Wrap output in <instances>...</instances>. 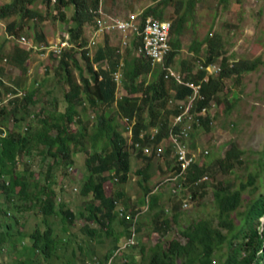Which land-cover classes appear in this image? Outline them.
Listing matches in <instances>:
<instances>
[{
  "label": "rangeland",
  "instance_id": "374dc122",
  "mask_svg": "<svg viewBox=\"0 0 264 264\" xmlns=\"http://www.w3.org/2000/svg\"><path fill=\"white\" fill-rule=\"evenodd\" d=\"M14 0H0V8L6 4L12 3ZM162 0H100V16L103 17H118L125 20L131 14L142 15L144 10L157 6ZM30 12H35V15H25L23 12L13 15L10 18L0 19V65L2 66L1 76L5 83L9 86H14L19 90L28 92L32 88L36 91L32 99V104L27 107L24 122L21 124V132L25 136H33L40 128V121L49 116L56 117L62 114L67 109V103L64 94L68 86L64 83L63 73L58 69L60 58L48 55L47 51L51 53L61 43L69 33V28L72 25V20H64L59 16V11L64 10L67 17L73 13L71 6L61 7L58 0H51V4L47 5L40 0L34 2L31 6H27ZM182 13L185 10L181 11ZM163 19L172 22L176 18L173 5L170 4L162 10ZM15 22V29L10 32L6 26L9 22ZM8 35L14 34L15 39H8L4 30ZM42 34L44 40H38L37 36ZM94 34V29L91 24H86L84 27V36L87 41L88 55L92 56L98 46L105 40L106 35H109V43L117 48L120 52H124L129 48L133 42V36H122L118 33H112L105 29L96 36L97 47H89V41ZM218 35L221 39V57L228 58L229 64H233L240 60H249L258 62V67L251 73L243 74L239 79L236 76L226 78L222 83V91L217 98L211 103L206 115L211 117L210 130L202 127L193 126L190 132V141L193 148L192 154L197 157L199 164H203L207 172V179L205 181L203 197L191 198L189 190L185 185L178 187V193L175 196L173 192L174 185L180 181L174 167L177 165V160L173 153L165 154L164 150L169 145V138H165L164 142L156 148L157 157L153 161V165L149 170L150 178L147 183L141 180L142 175L138 174L139 170H143L146 166V161L143 156H137V151L130 147V138L128 127L119 115H117L116 107L113 105L109 108V114L113 117V125L117 132H120L127 141V149L132 151L131 156V171L128 180L125 183L117 181V178L108 180L105 183V191L108 196L116 195L122 191L124 193L126 202L121 200L118 203L119 207H124L126 212L132 210H144L141 216L136 218V225L139 227L135 233V244L124 250L126 256L125 262L122 255L114 259V264H145L152 251V246L155 243H166L170 238H177L180 242H184L183 237L178 231L191 222H196L198 219L209 220V226L213 230L222 232L225 240H231L232 244L229 246L223 243L215 250L213 261L215 264H224L227 257L232 250L241 245L242 237H233L234 232H228L227 229L219 225V216L216 202L214 200V191L217 188L213 185L221 183L226 185L229 190L234 191L241 186L247 187L248 190L243 194L242 205L236 213L230 215V220L235 223L234 230L238 226V215L243 213L247 204L254 197L264 194V0H194V8L191 10V16L187 17L182 30H180L177 38L172 36V41L176 40L180 44V49L176 57L172 61V69L177 72H187L188 65L193 70H198L208 57L207 39ZM25 37L29 42L36 45V50H33L32 58L28 60L27 73H21L18 66L10 62L6 63L5 59H9V54L15 50V47H20L19 38ZM136 41V40H134ZM127 43L126 48L122 43ZM72 48L73 57L81 68L83 76L87 77L86 63L82 58V49L75 43ZM200 45L198 52H195V46ZM48 50L44 47L49 46ZM138 53V56H136ZM137 60H142V56L138 51L134 52ZM72 61V58L70 59ZM222 59L216 63L219 66ZM70 67L73 74L77 75V69L74 63L70 62ZM216 77L217 75L213 73ZM145 80L149 82L151 77L144 75L138 81ZM12 88V87H11ZM172 94V93H171ZM126 95L122 89L121 84L117 86L116 97L120 98ZM139 96V94L135 95ZM172 98V97H171ZM170 98V99H171ZM174 103V102H173ZM168 103L166 110H173L174 104ZM156 114H161L160 118H164V110L161 108H154ZM77 112H80V107H77ZM107 111V108L90 109L86 108L85 115L79 119L82 127H85L88 134L94 131L95 117L101 111ZM23 112L20 113L22 115ZM5 119L6 121H3ZM12 115L9 118L1 117L4 127L10 128L12 124ZM73 117V123L68 127L70 131H77L78 123ZM144 119L147 123L151 121V116L148 111L144 113ZM170 122H173L174 115L170 116ZM5 122V123H4ZM197 124V123H196ZM27 128V130H26ZM71 128V129H70ZM13 130L16 132L15 120L13 123ZM46 132L54 136L52 130ZM190 143V142H189ZM235 145L242 151L240 162L236 163L233 169L227 168L225 165L220 167L219 159L225 156V153L230 149L231 145ZM82 147V146H81ZM84 151H74L71 153L73 164L69 168H62L59 164L51 166L49 177L46 178L45 166L52 165L51 162L43 164L41 162V153L43 149L40 148V154L31 153L30 156L20 157L17 165V171L14 176L24 177L31 182H37L38 186H42L45 182L52 184L53 193L52 200L54 204V211L59 212L64 209H71L76 213L74 222L68 228L63 222V214L59 213L57 216H48L47 219L53 228L57 243L59 259L52 255L50 260H45L43 256H38L35 259L37 264H65L67 257L70 256L72 249H75L76 255L74 258L90 260V256H86L89 250H94L95 254L102 258V254L110 250L114 245V235L122 231L118 243L128 236L125 234L123 224L119 220L112 222V228L115 234L105 236V230L97 233L101 242L98 244L96 238L88 234L82 227L87 226L91 230L99 231V224L89 219V212L86 205L92 200L90 194H83L81 192L82 186L90 175L89 170L85 164L90 150L89 143H85ZM99 151V150H98ZM152 148H150V153ZM166 151V150H165ZM206 151L208 154L206 155ZM108 175V173L104 174ZM251 175H255V183L252 186ZM14 177L11 178L13 180ZM144 183V184H142ZM146 185V187H145ZM63 186V188H62ZM62 188L60 196H58L59 188ZM77 188L78 190L74 189ZM148 188V191H146ZM34 192L35 189H29ZM48 190V189H47ZM150 190L156 192L162 191L161 199L158 201V206L150 211L145 207L146 201H142L143 195ZM0 203L3 204L4 197L1 195ZM44 196H42L43 198ZM60 198V203L57 201ZM176 202L178 205L176 216L179 222H175L172 231L165 235L162 229L154 227L153 223H162L160 220L173 215L172 206ZM187 203L188 207L184 204ZM8 205L7 215H0V231L5 232L8 225H11L12 245L8 247L11 261L21 260L28 256L30 248L28 236L33 231L35 225L44 230V223L36 216L40 213V206L35 202L18 201ZM17 207V208H15ZM6 208V205L4 206ZM159 211L161 216L158 222L153 221V212ZM258 232H263V224L257 225ZM155 228V229H154ZM155 230V231H154ZM233 237V238H232ZM25 243L24 246L17 244ZM82 247V250L79 249ZM92 256V255H91ZM240 259L241 255L237 254ZM245 257V253H242ZM71 260H68V262ZM75 262V261H71ZM85 262H76L78 264H85ZM73 264V263H72ZM175 264H181V259L177 260Z\"/></svg>",
  "mask_w": 264,
  "mask_h": 264
},
{
  "label": "trees",
  "instance_id": "16d2710c",
  "mask_svg": "<svg viewBox=\"0 0 264 264\" xmlns=\"http://www.w3.org/2000/svg\"><path fill=\"white\" fill-rule=\"evenodd\" d=\"M38 0H14L10 4H6L0 8V19L10 18L13 15L23 12L25 15H35V12H30L27 6H31ZM47 5L51 4V0H40ZM61 7L65 8L71 6L73 13L70 17H67L64 10L59 11V16L64 20H72V25L69 28L71 38L73 42L78 43V46L84 47L86 39L84 36V27L86 24H96L94 11L100 8V0H58ZM172 4L174 13L176 14L175 20L172 21L171 35L177 38L180 30H182L187 17L191 16V10L194 8V0H162L157 6H151L144 10L142 19L147 17H153L155 19L163 20L162 10L168 5ZM185 10L184 13L181 11ZM15 22L7 23V29L12 32L15 29ZM14 36V34H11ZM38 40L43 41L45 38L42 34L37 36ZM109 38H106L104 47L97 50L94 57L90 60L86 53L88 50H82V58L86 63L87 77H84L81 68L78 66L75 57H73V51L71 49L64 51L60 63L59 70L63 73L64 83L68 86V90L64 94V98L67 103V109L65 113L58 114L56 117L49 116L40 121V128L35 132L33 136H25L21 132V124L24 122L25 114L27 113V107L32 104V99L35 94V90L28 91L25 99L19 106L15 107L12 111V116L15 119L16 130L8 135L7 138H0V189L2 196L4 197L3 204L0 203V213L7 214L8 205L13 206V203L18 201L35 202L40 208V213L37 218H40L44 223V230L39 229L36 225L33 231L30 233L29 238L34 247L30 249L32 255H35L37 249L38 253H42L47 260L51 259V253L54 251L56 245V239L54 231L47 219L48 216H55L59 213L63 214V222L69 226L74 222L76 213L69 209L54 211L52 195V184L44 183L42 186H38L37 182H31L27 178H22L18 175L15 183L9 182L5 184L1 182V178L12 177L16 172L17 161L22 156H30L32 153L40 154V148L43 149L41 153V162L43 164L51 162L52 165L45 166L46 178L49 177L51 166L59 164L63 169L69 167L73 163L71 159V153L74 151H84L85 143H89L91 153L88 154L85 164L91 172L92 178L88 179L84 184L82 193H92V200L86 205V209L89 212V219L97 222L101 227L106 228L104 235L111 236L115 234L112 228V222L119 220L120 223L126 226L128 229L130 224L123 218L124 212L120 215V208L117 209L118 203L121 200L125 203L126 199L122 191L116 195L108 196L104 190V182L108 180V177L101 176L102 173L108 172L117 176L120 182L125 183L128 180L129 173L131 171V162L129 160V153L126 151V142L122 135L116 131L113 123V117L109 114V108L113 105L117 108V115L121 118L127 119L129 122L135 121L133 127L134 139L139 140V134L141 131L148 128L144 119V113L149 112L151 116L150 125L160 128V136L157 137L155 143L159 144L168 131V123L170 124V116L177 115L178 111L166 110V106L169 102V90L170 87L176 90L175 98L177 100L185 99L192 94V90L183 86L176 85L174 82H168L163 78V72L160 70H153L150 62L145 58L137 60L132 58L130 61H125L121 67V85L124 91L130 97H121L120 100L115 98L116 84L113 81V74L116 72L117 65L120 64L115 52L108 45ZM134 47L139 49V40L133 43ZM172 45V51L170 52L166 63H171L173 58L177 55L179 50V42L176 40ZM200 45L196 44L195 52H198ZM208 57L205 59L204 68L210 64L216 63L219 59H222V69L218 77L210 78L208 81H204L206 76L205 70H200L196 75L189 76V80L200 84V93L202 98L199 99L193 108V118L195 120L194 127L199 126L206 130H210L211 117L209 115L203 116L201 111L203 109L210 108L212 102L218 98L219 93L222 91L223 81L232 76H236L239 79L243 74L251 73L258 67V62L249 60H240L233 64H229L228 58L221 57V39L218 35L207 39ZM10 61L22 68L23 73H27L26 63L29 59V52L15 47V51L9 54ZM72 58V61L70 59ZM103 59H108L110 63V69L103 70L98 68L97 71L93 70L92 63L100 64ZM70 62L74 63L75 67L79 69L78 78L81 81V86H78L76 77H74L73 71L70 67ZM151 75V80L145 82V80L138 81L143 75ZM100 78V79H99ZM5 87L4 84H2ZM77 107H80V112H77ZM100 109L107 108V111H101L98 116L95 117V127L91 134L85 127H82L79 119L85 115L86 108ZM161 108L164 110V118H160L161 114H156L154 108ZM3 114H4V110ZM23 112L22 115L20 113ZM1 117H5L1 115ZM73 117H76L75 121L79 124L75 133L68 129V125L73 123ZM3 121H6L3 119ZM5 123V122H4ZM4 125L0 121V126ZM46 130H52L54 136L49 135ZM76 130V129H75ZM176 134H180L178 128L174 129ZM1 133V131H0ZM146 144V143H145ZM82 146V147H81ZM190 149L193 146H189ZM99 150V151H98ZM166 154L170 153V149L165 151ZM142 154H139V157ZM242 152L235 146L231 145L230 149L226 152V157L219 161L221 165H225L227 168L233 167L236 163L240 162ZM146 166L143 170H139L138 174L142 175L143 181H148L150 178L149 170L153 165L155 156L144 157ZM207 175V172L203 166L193 164L190 169L184 174L185 183L187 189L191 194V198L203 197L205 195L204 186L205 182L202 180ZM111 177V175H110ZM255 175H251L250 179L253 181ZM143 184V183H142ZM35 189L31 192L29 189ZM19 188V189H18ZM49 189V191H47ZM224 191V190H223ZM222 191L215 193L216 204L218 208L219 225L225 228L231 229L230 222L227 221V215L233 212L238 205L237 191H230L225 194ZM233 192V193H232ZM42 196L45 198L42 199ZM144 201V200H142ZM154 197H151L149 208L155 207ZM6 205V208L4 206ZM2 207V208H1ZM17 208V207H15ZM3 209V210H2ZM177 213V208H173V215L165 217L160 221L162 223H153L154 227L162 229L163 235L172 231L175 222H179L176 217L180 215ZM251 214L256 217L264 214V202H256L251 209ZM160 215L157 214L152 217L153 221L160 219ZM224 219V220H223ZM249 219V218H248ZM253 221L250 218L248 223ZM85 229L92 236L96 231L91 230L89 227L84 226ZM139 227H137L138 231ZM11 226H8L6 232L0 231V252L3 245L9 242L11 235ZM177 237L179 234L183 237L184 242H180L176 237L170 238L166 243H155L152 246L151 254L145 264H175L177 260L181 259V264H212V256L217 243L223 242V237L218 230H213L209 226V220L198 219L196 222H191L188 225L182 227L180 231L176 232ZM239 233L245 234L244 246L248 249L249 260L239 259L236 255H229L226 259V264H261L264 260V255L260 256L259 253L264 251V237L260 239L256 232L253 230L251 224L249 226H243L239 229ZM117 235V234H116ZM114 235V237L116 236ZM258 252V254H257ZM76 251L72 249L71 254L67 257L65 264H77V259L74 258ZM254 257V258H253ZM75 261V262H71ZM16 264H28L27 262H17ZM29 264H37L36 261H32Z\"/></svg>",
  "mask_w": 264,
  "mask_h": 264
},
{
  "label": "clouds",
  "instance_id": "9594fccd",
  "mask_svg": "<svg viewBox=\"0 0 264 264\" xmlns=\"http://www.w3.org/2000/svg\"><path fill=\"white\" fill-rule=\"evenodd\" d=\"M100 5H102V3ZM99 12H100V8L97 11H94L96 24H91L93 26V29H94V34H93L91 40L89 41V47H97L98 44H99V42H97V40H96V36H98L99 33L101 32V30L99 29V23L102 22L103 26L105 28H108L109 26H111L113 24V21L111 19L118 18V17H112V18L111 17H109V18L103 17V16H100ZM132 15H136L137 21L140 24H142L148 18H153V17H147L145 20H143L142 19V15H140V14H131L126 19H130V16H132ZM118 19H121V18H118ZM153 19H155V18H153ZM157 20L160 21V22H169L170 23V32H169V45H170V49H169L168 53L166 54V56L160 62L151 61V59L147 58L143 54L142 47H141V42L140 41H139L140 42L139 49H137V48L134 47V45H133V43L135 42L134 40H136V42H137L138 39L133 35V33L130 30H126L124 32H123V30H121V31L112 30L111 31L113 34L116 32L118 34H121L122 36H126V34L129 35V36H133V39H132L133 42L131 43V45H130L129 48H126L127 43H125V42L122 43V46H124V49L126 48L123 53L120 52L117 48H115L112 45H110L109 40H108V45L115 52V54L118 57V61L120 62V64L117 65L116 72L112 76L113 77V81L116 84V90H115V98H116V100H120V98H121V97L120 98H117L116 97L117 86H118L119 83L121 84V78H122L121 67L123 66V64L125 63V61H130L132 58H135L136 59V57L134 56V52L135 51H138L140 56H142L143 58H145L147 61L150 62L151 68L153 70H157V71L160 70V71H162L163 72V78H164V80H167L169 83L170 82H174L176 85L183 86V87H186V88L192 90V94L190 96H188V97H186L185 99H182V100H177L175 98L176 90L175 89H172L170 87V90H169V102L168 103L172 104L174 102L173 103L174 104V109L176 111H178V114L174 116V119H173V122L172 123L171 122H170V124L168 123V125H169L168 131H167V133L164 136H162V138H161L162 140L160 141L159 144H156L155 143V141L157 140L156 138L160 136V128H159V125H157V126H151L149 124L150 122L149 123L146 122L148 128L146 130L141 131V133L139 134V140H135L134 139V131H133V127L135 125V121L129 122L127 119H124L123 118V121L125 122V124L127 126H130V127H128L129 138H130V147L132 148V150H136L137 151V156H139V154L141 153L142 156H143V158L144 157H151V156H155V158H156L157 157V154H156V148H157V146H159L161 143H163L164 140H165V138H169L170 142H169L168 147L165 150L170 149V151L174 155V158L177 160V165L174 167V170L177 172V174L179 176V179L181 181L177 185H174V187H173V192L175 193V196H176L177 193H178V187L180 185H185V187L187 188L186 183H185V179L183 177H184V174L188 171V169H190V167H192L193 164H198L199 166H203L204 167L203 164H199L198 163L197 157L194 154H192L191 149L189 148V146L192 145V143L190 141V132L193 129L194 123H196L195 120H194V118H193L195 116V115H193V108H194L196 102L199 99L202 98V95L200 93V89H201L200 86L201 85L200 84H196L195 82L189 80V76L196 75L200 70H205L206 76L204 78V81H208L210 78H216V77L219 76V74L221 72V69H222V65L220 64L219 66H217L216 65L217 62H216V63L210 64V65H208L207 67L204 68V63H205L204 62L199 67V69L196 70V71L193 70V68L190 65H188V71L187 72H181L180 73V72H177V71L173 70L172 67H171L172 66V62L171 63H168V64L166 63V60H167L170 52L172 51V45H171V43L172 44L174 43L171 40L172 39V35H171L172 22L167 21V20H164V19L163 20L157 19ZM6 28H7V26H6ZM4 33L7 36V33H6L5 30H4ZM106 38H110V36L109 35H106L105 40L103 41V43L100 46H98L96 48V50L94 51V53H93L92 56H89L88 55V52L86 53V55L88 56V58L90 60L94 57V55H95V53L97 52L98 49L104 47ZM13 39H15V38H13ZM31 45L32 46H31V48L29 50H27V49H25V48H23L21 46L19 47V48H21V49L29 52V59H31L32 56H33V54H32L33 50H36V45L35 44H32V43H31ZM86 45H87V41H86V44H85L84 47H80V46L79 47L82 50L83 49H86L87 50V46ZM58 46L60 47L59 48L60 51L54 50L51 53H49V51H47L48 48L50 47V45L47 46V47H44L43 49L46 50L47 53H48V55L52 56L53 58L56 57V58H60L61 59L64 51L69 50V49H71V51H72V48L75 46V44H74V42H73V40L71 38L70 32L64 38H62L61 43ZM179 49H180V45H179ZM81 54H82V52H81ZM136 56H138V53H136ZM6 59H8V58H6ZM10 62L11 61H10V58H9L8 59V62H6V63H10ZM29 63H30V61H29ZM29 63L28 64L26 63V66H29ZM13 65H14V67L17 66L15 64H13ZM92 66H93V70L94 71H97L98 68H101L103 70L110 69V63H109V60L108 59H103L100 62V64H94V63H92ZM0 68H1V73H2V66L1 65H0ZM20 71L23 74L22 69H20ZM78 71H79V69H77V75L76 76L74 75V77H76V82H77L78 86H81L82 87L81 81H79V78H78ZM213 73H215L217 76L215 77L213 75ZM148 75L151 77L150 74H148ZM3 82H4V80L2 78V82H1V86H0V97H4L6 95L8 96L11 92H13V94H14L15 97L13 99H11L7 105L3 106L0 109V119H1V115H4L6 118H9L10 114L12 115V111L14 110V108L17 107V106H19L20 103L25 99V96H26V93H27V92H24L23 90L13 89V88H11L9 86V83H5L4 84ZM2 84H4L5 87H3ZM121 87H122V85H121ZM19 91L20 92H23L25 95L24 96H21V97L16 96ZM126 95H128V94L126 93ZM130 96H135V95H128L126 97H130ZM122 97H124V96H122ZM167 106H168V104H167ZM167 106H166L165 109H167ZM2 110H4V114H3V111ZM116 111H117V108H116ZM206 112H207V110L206 109H203L201 111V114L203 116H205ZM14 120L15 119L13 117V119H12L13 122L10 125V128L7 129V130H6L7 127L0 126V131H1L0 138H7L10 133L14 132V130H13ZM68 127H70V125H68ZM175 128H178L179 129L180 134H176L174 132V129ZM26 130H27V128H26ZM120 135H122V134L120 133ZM124 141L126 142L125 149L129 153V160L131 162L132 151L127 149V141H126V139H124ZM150 148H152L151 153H150ZM165 150H164V153H165ZM205 153L207 155L208 154V151H206ZM225 157H226V153H225V156L222 159H219L218 160V162L221 161V160H223ZM19 159L17 161V165L19 163ZM71 165H69V167ZM69 167H67V168H69ZM220 167L223 168V165L220 164ZM234 167H235V165L233 167L231 166L230 168L233 169ZM88 170H89V168H88ZM16 171H17V166H16ZM68 171L71 172L72 169L69 168ZM89 173H90V175L88 176V178H86L84 184L87 182L88 179L92 178V177H90L91 176V172H89ZM106 173H108V172L102 173L101 176H105V177H108L109 176L108 180L113 179V178H117V181H119L118 180L119 178L117 176H113V174H109V173L106 176V175H104ZM15 174H16V172L12 176V177H14L13 180H11L12 177H9V178L3 177V178H1V182H4L6 185L9 184V182H12V183L14 182L15 183V180H17V178H18L16 176H14ZM110 175H111V177H110ZM24 177H22V178H24ZM206 179H207V176H205L204 178H202V180L204 182L206 181ZM108 180H106L104 182V190H105V183ZM141 180H143V179L141 178ZM255 180H256V178H254L253 183H252V186L254 185ZM144 182L147 183L148 181H144ZM45 183L48 184L49 182L48 183L45 182ZM84 184L82 186V189L84 187ZM213 186L214 187L217 186V188L215 189V191L213 193L214 194V200H215V202H216V198H215V195H216L215 193L216 192L217 193H219V192L222 193V191L224 190L223 192L225 194H228L231 191V190L228 189V187L226 185H223L221 183H217L216 185H213ZM145 187H146V185H145ZM62 188H63V186H62ZM62 188L61 187L59 188V191H58V194H57L58 196H60V194L62 192ZM74 189L78 190L77 188H74ZM82 189H81V192H82ZM51 190L53 191V188ZM247 190H248L247 187L241 186L240 188H238V189H236V190L233 191V192L237 191V193H238V195H237L238 205L236 206V209L233 212H230L227 215V218H226L227 221L230 222L231 229L224 227L225 229L228 230V232H231V233L234 232L233 237H237V238L240 237V236L242 237V239H243L242 244L241 245H237V247L234 248L232 250V252L230 253V255H236V256H237V254H240L241 255L240 259H242V260H249L250 257L248 256V253H249L248 249H246V247L244 246V244L246 242V240H245V234L244 233H239L237 235V232L239 231V229H242L243 226H249V224H251V226H252L253 230L256 232L257 236L260 239H262L264 237V214L259 215V216H256V217H254L251 214L252 206L256 202H264V194L252 198L250 200V202L247 204L246 210L243 213H241V214L238 215L239 219L237 220L238 221V226H236V230H234V227H233V225L235 226V223L232 222L230 220V218H229L232 213H236L239 210V208L241 207V205H242L241 203H242V200H243V194ZM47 191H49V189ZM146 191H148V188H146ZM105 193H106V191H105ZM90 195L93 198L92 193H90ZM161 196H162V191H159V192H156L155 193V190H150L149 192H147L146 194L143 195L142 200L146 201L145 207L148 208L150 211H153L154 208L156 206H158V203L155 204V207L149 208L148 203H150L151 197H154V202L153 203H155V202H157V201H159L161 199ZM44 198L45 197H43L42 199H44ZM57 202L58 203L61 202L60 201V198H59V200ZM53 206H54V204H53ZM184 206L185 207H188V204L185 203ZM174 207L175 208H178V205H177L176 202L173 203L172 210H173ZM69 210H71V209H69ZM120 210H121L120 215H122V212H124L123 218H125L126 221L130 224V227L128 229L126 228L125 225H123V227H124V231L123 232H125V234H127L128 236L122 241L121 244H117L118 243V240H119V237H120V235L122 233V231L118 232L117 235L113 239L114 245L112 246V248L110 250H108V251H106L105 253L102 254V258L99 257V256H97L95 254V251L94 250H89L87 252V254H85V255L86 256H90L91 257L90 260H87L85 262V259L84 258L81 259L82 256H80L79 257V261L76 258L78 263L85 262V264H114V259L117 258V257H120L121 255L123 257V261L125 262L126 256L124 254V250H126L129 247H133V245L135 244V241H136L134 239V237H135V233L137 232V226H135L137 220H136V218L133 220L132 217L137 216L139 218L141 216V214L146 209H144V210H138V209H136V210L130 211L129 213L126 212V209L124 207H121ZM159 211L160 210L158 209L157 211L153 212L152 217H154L155 215L159 214ZM1 214L3 215V213H0V215ZM250 218H252L253 221L251 223H248L249 220H250ZM0 224H3V223H0ZM261 224H263V232L261 234H259L257 225H261ZM104 228H105V226L104 227H101L100 226L98 232L95 229L88 230V231H96V233H95L94 236H92L90 233H88V234L91 235L92 237L96 238V240H97V242L99 244L101 242V238H99V236H98L97 233L102 232ZM7 230H8V228H7ZM10 232L12 234V228H11ZM218 232H220V231H218ZM220 235L224 239H223V242H221L220 244L217 243V246L218 247H220V245H222L223 243H227L229 246L232 244V241L231 240H228V241L225 240V237L222 235V232H220ZM54 236H55V233H54ZM55 239H56V236H55ZM28 242H29V245H30V248L28 250V256H26L24 259H21V260H13V261H11L10 258L7 257V256H9V251H10V250H7V249H8V247L10 245H12L11 235H10L9 242L6 243L5 245H3L2 248H1V252H0V264H16L17 262H22V263L23 262H27L29 264L30 262L35 261V259H37V257L39 255L40 256H43L45 258V260H47V257H45L42 253H38L37 249L35 251V255H32V253L30 252V249L32 247H34V245H33V243H31V240H30L29 236H28ZM24 244L25 243L23 242L22 244H17V245L24 246ZM218 247H216L215 250ZM79 249L82 250V247L79 246ZM57 250H58V243H57V239H56V245H55L54 251L51 253V257L53 255V256H55L56 259H59L60 258V255L58 254V251ZM215 250H214L213 256L215 254ZM242 253H245V257L242 256ZM257 254H258V252H257ZM259 255L260 256L264 255V251H261L259 253ZM213 256H212V264H215V261H213ZM254 263L255 262L253 261V264ZM195 264H198V263L196 262ZM224 264H226V262H224ZM261 264H264V260L261 261Z\"/></svg>",
  "mask_w": 264,
  "mask_h": 264
},
{
  "label": "built area",
  "instance_id": "2783aa9c",
  "mask_svg": "<svg viewBox=\"0 0 264 264\" xmlns=\"http://www.w3.org/2000/svg\"><path fill=\"white\" fill-rule=\"evenodd\" d=\"M101 12V11H100ZM113 24L108 28H105L102 22L99 23V29L104 31L105 29L112 30H130L133 35L141 42V47L143 54L151 59L154 62H160L168 53L170 49L169 45V32H170V23L169 22H160L157 19L148 18L142 24L138 23L136 15L130 16V19H111ZM138 23V24H137ZM6 31V29H5ZM9 39L15 38L12 35H8ZM18 42L21 44V47L29 50L31 48V42H29L25 37L19 38ZM60 47L57 46L56 51H60ZM53 50V51H54ZM8 62V59L5 60ZM2 82L1 68H0V86ZM13 89L16 87L11 86ZM23 92H18L16 96H24ZM15 96L11 92L8 96L0 97V109L7 105L11 99Z\"/></svg>",
  "mask_w": 264,
  "mask_h": 264
}]
</instances>
